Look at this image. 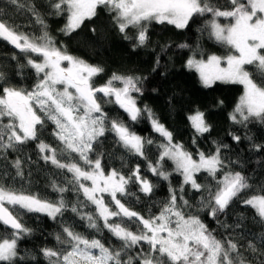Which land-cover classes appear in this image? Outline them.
<instances>
[{
    "label": "snow or ice",
    "instance_id": "obj_1",
    "mask_svg": "<svg viewBox=\"0 0 264 264\" xmlns=\"http://www.w3.org/2000/svg\"><path fill=\"white\" fill-rule=\"evenodd\" d=\"M8 3L30 13L41 34L20 31L0 15V40L23 53L26 66L36 74V82L25 88L11 84L0 71V160L8 161L9 154L16 153L8 163L15 170V177L23 179L25 165L34 163L24 151L34 144L39 160L71 175L63 186L52 180L51 188L58 193L56 199L0 182V264H40L38 256L47 264H264V232L256 236L247 230L243 214L233 224L220 219L239 200L253 210V219L264 226V186L253 192L249 178L232 170L231 165L238 161L226 162L222 155L228 144L213 140V151L200 150L199 138L212 131L206 113L195 108L186 117L193 131L192 145L197 146L195 152L189 151L182 142L174 140L173 133L151 108L138 105L137 96L144 94L147 77L113 72L105 83L96 86L94 78L104 68L71 54L65 44L57 42L35 0ZM47 6L51 15L66 16L60 29L65 36L97 17L99 9L106 10L123 38L132 42L133 50L148 44L152 22L185 30L203 18L198 31L207 32L209 39L227 46L229 53L223 57L207 54L205 58L191 45L178 44L176 47L192 52L184 66L198 74L205 88L217 81L243 86V93L228 116L233 124L246 126L250 119L264 122V0H48ZM131 28L136 29L133 35L128 34ZM90 31L93 37L97 35L96 27ZM11 59L18 57L13 54ZM246 66H254L256 71H249ZM24 67L20 65L21 69ZM159 67L158 55L153 72ZM104 102L114 103L132 122L147 115L152 130L163 138L157 145L159 155L154 162L148 160L145 151L146 145L154 141L138 135L123 119L110 118ZM48 122L54 126L51 135L59 147L42 138ZM108 132L128 153L148 160L147 171L152 177L169 181V198L158 213L145 216L122 200L134 195L130 186H136L145 196H151L157 187L140 164L125 174L116 168L106 169L102 163L104 153L93 158L97 144ZM229 135L237 143L242 140L238 134ZM253 147L264 151V144ZM168 160L173 165L171 172L164 167ZM173 173L181 177L179 194L171 184ZM201 173L215 181L214 191L198 182ZM4 175H9L7 165ZM188 187L196 193L208 192L206 197H200L195 212L185 199ZM69 191L76 194L75 202L66 199L64 194ZM245 193L251 194L241 199ZM89 206L94 210H87ZM22 211L58 222L59 231L54 237L58 247H42L38 254L25 250L22 254L20 241L34 232L23 221ZM66 212L78 217L96 235L77 231L75 224L64 220ZM201 212L227 234L212 230ZM104 230L119 244L112 245L102 238Z\"/></svg>",
    "mask_w": 264,
    "mask_h": 264
},
{
    "label": "trees",
    "instance_id": "obj_2",
    "mask_svg": "<svg viewBox=\"0 0 264 264\" xmlns=\"http://www.w3.org/2000/svg\"><path fill=\"white\" fill-rule=\"evenodd\" d=\"M35 3L45 17L50 35L57 42L65 44L71 54L104 68V72L94 78L96 86L105 83L113 72L147 77L144 83V94L137 96L138 105L141 108H144L145 105L151 108L161 123L173 133L175 141L182 142L189 151L195 152L198 146L200 150L206 153L214 150L213 140L228 144L229 148L224 149L222 155L226 158V162L238 161V163L231 165L232 170L241 171L249 178L253 192L264 186V151L258 152L253 147V144H264V122L250 119L244 126L233 124L228 119L229 113L233 111L239 97L242 95V86L216 82L211 88L203 87L196 72L184 66L185 61L189 55H192V52L188 49L176 47L178 44L187 43L198 53L205 54V58L207 54L214 53L223 57L229 53L227 46L209 39L207 32L202 34L198 31L204 24L203 18H198L196 24L185 30H178L171 25L152 22L148 29V44L145 47L133 50L132 42L123 38V35L114 26L111 15L106 10L99 9L97 17H94L91 21L86 20L82 28L71 36H65L60 29L65 25L66 16L51 15V9L47 6L48 0H35ZM0 15L8 23L18 27L20 31L29 35L39 36L41 34L40 26L34 22L31 14L24 10H17L15 6L8 3V0H0ZM92 27L97 28L95 37L90 31ZM135 32L136 29L131 28L128 34L133 35ZM168 45H171V47L167 48ZM197 45H199L198 49ZM13 54L18 57L17 60L11 59ZM158 55L160 56V67L153 72ZM197 58H199V55ZM21 64L25 65L22 69L20 68ZM246 67L249 71H256L254 66ZM0 71L6 74L11 84L20 87L30 88L36 82L34 70L26 66L25 55L1 43ZM153 89H156V91H153ZM220 101H223L222 105ZM103 107L110 118L119 117L123 119L138 135L154 141L152 145H146L145 148L148 160L154 162L159 155L157 145L163 142V138L152 130L147 115L144 114L138 122H132L128 120L123 110L114 103L104 102ZM195 108L204 111L208 122L212 125L211 133L199 138L197 146L192 145L193 131L186 119L187 115ZM53 127L48 122L46 130L42 133V138L53 146L59 147L58 141L51 135ZM230 132L240 135L242 140L239 143L233 141L229 135ZM245 137H251L252 139L249 140ZM99 153H104L102 163L106 169L116 168L127 174L129 169L135 167L136 164L141 165L144 174L148 175L157 184V187L151 196H145L139 192L136 186H130V192L134 195L123 197L122 200L133 210L145 216L158 213L163 202L169 198V181L152 177L151 173L147 171L148 160H143L121 148L111 132L106 133L105 137L101 138L100 143L96 146V152L92 154L93 158ZM16 155V153H10L8 161L14 159ZM24 155L25 157L31 155L32 161H34V163L25 165L24 178L15 177V170L10 167L8 161L0 160V182L6 183L16 190L56 199L58 193L51 188L52 180L58 181L63 186L66 184V177L70 178L71 174L62 173L51 164H45L42 160H39L34 144H30L25 149ZM5 165H7L8 176L4 175ZM164 167L171 172L172 162L170 160L166 161ZM29 173L31 174L29 175ZM170 180L179 194L181 177L173 173ZM198 182L206 185V188L211 186L213 191L215 190V181L208 177L206 173L199 175ZM249 194L251 193H245L241 199L246 198ZM64 195L71 202H75L77 199L73 191H69ZM202 195L206 197L208 195L207 190L203 193H196L190 187L187 188L185 199H188L190 204L193 205V212L196 211L197 202ZM80 199H83V197L81 196ZM107 199L110 200V198ZM87 210L92 211L94 209L89 206ZM186 211L188 210L186 209ZM199 214L212 230L220 234H227L225 229L221 228L215 220H212L203 212ZM240 214L244 215V224L251 233L258 236L261 232H264V226L253 219V210L243 206L239 200L220 219L227 224H233ZM21 215L25 224L34 229L32 235L24 237L20 241L22 254L25 250H34L38 254L39 249L42 247H58L54 238L57 231H59L58 222H54L38 213L22 211ZM64 220L75 224L76 230L79 232L96 235L93 230L87 229L84 222L80 221L71 212L65 213ZM132 227L135 229V225H132ZM228 231H231V229ZM102 238L111 241L112 245L119 244L107 230H104ZM38 259L40 264H47L42 256H38Z\"/></svg>",
    "mask_w": 264,
    "mask_h": 264
},
{
    "label": "flooded vegetation",
    "instance_id": "obj_3",
    "mask_svg": "<svg viewBox=\"0 0 264 264\" xmlns=\"http://www.w3.org/2000/svg\"><path fill=\"white\" fill-rule=\"evenodd\" d=\"M0 43H1V44H4L5 46L9 47L10 49H13L14 51L16 50V49H14L11 45H9L6 41H2V40H0Z\"/></svg>",
    "mask_w": 264,
    "mask_h": 264
},
{
    "label": "rangeland",
    "instance_id": "obj_4",
    "mask_svg": "<svg viewBox=\"0 0 264 264\" xmlns=\"http://www.w3.org/2000/svg\"><path fill=\"white\" fill-rule=\"evenodd\" d=\"M222 66H226V65H222ZM194 71V70H193ZM197 74V73H196ZM198 75V74H197ZM199 77V76H198ZM217 82H220V81H217ZM242 86V85H241ZM242 89H243V86H242ZM243 93V92H242ZM110 198V197H109Z\"/></svg>",
    "mask_w": 264,
    "mask_h": 264
}]
</instances>
